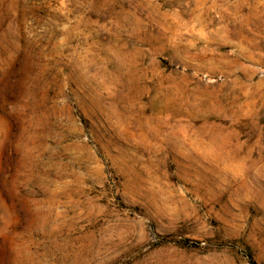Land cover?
<instances>
[{
  "label": "rangeland",
  "instance_id": "1",
  "mask_svg": "<svg viewBox=\"0 0 264 264\" xmlns=\"http://www.w3.org/2000/svg\"><path fill=\"white\" fill-rule=\"evenodd\" d=\"M0 264H264V0H0Z\"/></svg>",
  "mask_w": 264,
  "mask_h": 264
}]
</instances>
